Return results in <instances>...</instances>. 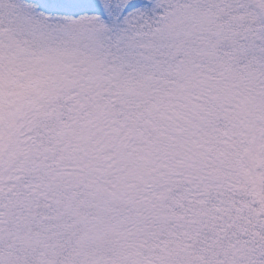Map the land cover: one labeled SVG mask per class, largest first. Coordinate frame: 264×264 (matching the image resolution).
Masks as SVG:
<instances>
[{"label": "snow or ice", "instance_id": "snow-or-ice-1", "mask_svg": "<svg viewBox=\"0 0 264 264\" xmlns=\"http://www.w3.org/2000/svg\"><path fill=\"white\" fill-rule=\"evenodd\" d=\"M0 264H264V0H0Z\"/></svg>", "mask_w": 264, "mask_h": 264}]
</instances>
